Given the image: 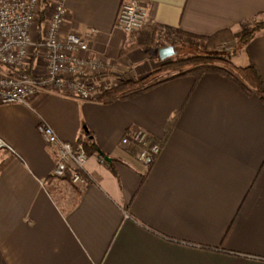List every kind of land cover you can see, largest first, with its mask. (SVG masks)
Returning a JSON list of instances; mask_svg holds the SVG:
<instances>
[{"label":"crops","instance_id":"0c3cea01","mask_svg":"<svg viewBox=\"0 0 264 264\" xmlns=\"http://www.w3.org/2000/svg\"><path fill=\"white\" fill-rule=\"evenodd\" d=\"M141 1L152 23L203 35L264 17V0ZM122 2L64 0L63 32L96 30L90 52L114 81L155 68L150 50L123 53L136 39L116 27ZM232 61L264 78V29ZM31 64L44 74L45 51ZM41 123L83 144L86 185L53 177L57 152ZM136 127L162 147L150 168L121 144ZM0 139L12 148L0 150L6 264H264V103L223 74L171 77L113 102L42 90L28 104L0 103Z\"/></svg>","mask_w":264,"mask_h":264},{"label":"built area","instance_id":"2783aa9c","mask_svg":"<svg viewBox=\"0 0 264 264\" xmlns=\"http://www.w3.org/2000/svg\"><path fill=\"white\" fill-rule=\"evenodd\" d=\"M42 0H0V103L28 104L42 90L57 91L83 100H102L110 88L105 76L111 64L105 57L91 53L94 29L63 32L67 18L64 0H54L43 30L38 27ZM152 24L147 6L141 0H123L116 27L127 34ZM37 32V37L35 33ZM36 48L46 54V72L35 74L30 67ZM38 131L57 152L53 172L56 179L71 172L74 183L86 185L88 155L82 143L62 140L48 123ZM125 147L135 149L136 157L150 168L161 153V145L151 141L149 133L140 127L131 129L121 139ZM12 148L0 139V149ZM101 161L105 157L95 154Z\"/></svg>","mask_w":264,"mask_h":264},{"label":"trees","instance_id":"16d2710c","mask_svg":"<svg viewBox=\"0 0 264 264\" xmlns=\"http://www.w3.org/2000/svg\"><path fill=\"white\" fill-rule=\"evenodd\" d=\"M51 5L50 0H42L41 9L38 15L39 30H43L46 22V12ZM257 17L250 21V26L246 27L239 35L243 43H246L255 36L257 32L264 29V21ZM167 30L168 33L174 34L176 39H173V44H179L181 47L188 48L187 56H175L167 59L161 69L150 73L143 78H126L120 84L110 87L102 93L101 97L106 102H113L118 99L130 98L161 82L175 76L194 75L197 79L209 72L223 74L231 79L243 92L249 96H257L264 103V78L256 66L251 62L247 65H237L232 59L223 58L218 47L231 35L230 29H223L211 35H203L192 33L181 28H172L168 26L152 23L150 26L139 30V36L134 43L129 44L123 53L136 46L143 49L152 47L157 38V31L161 29ZM237 35V34H236ZM235 35V36H236ZM228 36V37H226ZM218 62L222 63L219 65ZM32 67V64H30ZM164 68L171 70L172 73L164 78L151 79L152 74L163 71ZM151 75V76H150ZM66 175H71L70 170ZM0 264H6L3 254L0 250Z\"/></svg>","mask_w":264,"mask_h":264},{"label":"rangeland","instance_id":"374dc122","mask_svg":"<svg viewBox=\"0 0 264 264\" xmlns=\"http://www.w3.org/2000/svg\"><path fill=\"white\" fill-rule=\"evenodd\" d=\"M52 0H50V3L52 4ZM52 7L51 5L49 6L47 12H46V18L48 16V14H50V11H51ZM259 20H262L264 21V17L262 18H259ZM250 22L245 24L244 26H242V28L238 31H232L231 30V35L229 34L230 38H227L226 39V42H223L221 45H219L218 49L219 51H222V52H219L221 53L222 57L223 58H226V59H232V56H233V53H235L237 51V48H239L241 46V43H243V41L240 40L239 38V35L241 32H243V30L246 28V27H249L250 26ZM237 34V35H236ZM133 35V39H136L138 38L139 36V31L135 32V33H132ZM236 35V36H235ZM228 37V36H226ZM173 39H176L175 35L174 34H170L167 32V30L165 29H161V30H158L157 31V38L156 40L154 41L153 45L151 48L149 49H146V50H150L154 55V61H155V68L153 69V73L155 71H158L159 69H161L162 65L168 61L169 59L175 57V56H178V57H183V56H187L189 54V49L188 48H184V47H181L179 44H173L172 40ZM135 40V41H136ZM167 46H173L174 47V50H175V54L171 57H168L167 59H165V61L161 62L160 59H159V50L163 47H167ZM241 58L239 57L237 59L238 62H240ZM219 65H222V63L218 62ZM151 72V73H152ZM172 71L171 70H168L166 68H164L163 71H159L157 72L156 74H152V77L151 79H158V78H164L165 76L171 74ZM148 76V75H147ZM151 76V75H150ZM146 77V76H145ZM126 78H131L127 75H120V77H117L116 81H114L113 79L111 78H106L105 77V81H107L109 84H110V87H113L115 85H118L120 84L123 80H125ZM132 78H135V77H132ZM141 79V78H140ZM1 150V149H0ZM74 183V182H73ZM72 200V199H71ZM70 201V200H69Z\"/></svg>","mask_w":264,"mask_h":264},{"label":"water","instance_id":"95a60500","mask_svg":"<svg viewBox=\"0 0 264 264\" xmlns=\"http://www.w3.org/2000/svg\"><path fill=\"white\" fill-rule=\"evenodd\" d=\"M175 54V50L173 46L163 47L159 50V55L161 59H167Z\"/></svg>","mask_w":264,"mask_h":264}]
</instances>
